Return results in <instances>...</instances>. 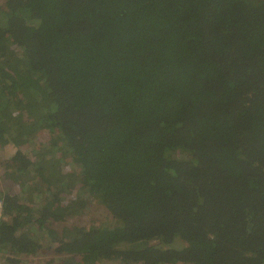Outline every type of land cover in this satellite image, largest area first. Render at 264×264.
Instances as JSON below:
<instances>
[{
  "label": "trees",
  "instance_id": "1",
  "mask_svg": "<svg viewBox=\"0 0 264 264\" xmlns=\"http://www.w3.org/2000/svg\"><path fill=\"white\" fill-rule=\"evenodd\" d=\"M0 141V264H264V0H0Z\"/></svg>",
  "mask_w": 264,
  "mask_h": 264
},
{
  "label": "rangeland",
  "instance_id": "2",
  "mask_svg": "<svg viewBox=\"0 0 264 264\" xmlns=\"http://www.w3.org/2000/svg\"><path fill=\"white\" fill-rule=\"evenodd\" d=\"M3 2V1H2ZM14 147L12 145H4L0 141V189H5L4 181L1 180V176L4 173V166L10 162L11 156L14 153ZM35 185V184H33ZM81 223L88 227H97V226H114L117 223V219L101 204L97 202L93 203V206L82 216L78 218ZM111 226V227H112ZM53 250L43 247L34 255H28L21 258L22 264H59L60 257H57ZM1 253V252H0ZM5 257L6 253H2ZM54 259L55 263H49L48 261ZM33 261V262H32ZM115 264V263H114Z\"/></svg>",
  "mask_w": 264,
  "mask_h": 264
},
{
  "label": "built area",
  "instance_id": "3",
  "mask_svg": "<svg viewBox=\"0 0 264 264\" xmlns=\"http://www.w3.org/2000/svg\"><path fill=\"white\" fill-rule=\"evenodd\" d=\"M2 209H3V201L0 200V214H1V212H2Z\"/></svg>",
  "mask_w": 264,
  "mask_h": 264
},
{
  "label": "crops",
  "instance_id": "4",
  "mask_svg": "<svg viewBox=\"0 0 264 264\" xmlns=\"http://www.w3.org/2000/svg\"><path fill=\"white\" fill-rule=\"evenodd\" d=\"M2 253H5V251H2ZM28 256V255H27ZM31 262V261H30ZM30 262L28 264H30ZM33 262V261H32Z\"/></svg>",
  "mask_w": 264,
  "mask_h": 264
}]
</instances>
